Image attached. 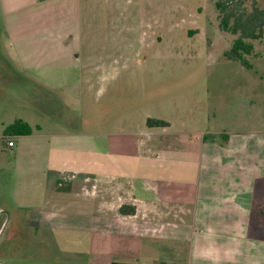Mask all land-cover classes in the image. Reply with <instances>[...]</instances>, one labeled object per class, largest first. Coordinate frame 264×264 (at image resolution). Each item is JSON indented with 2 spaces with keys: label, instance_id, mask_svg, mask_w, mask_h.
<instances>
[{
  "label": "rangeland",
  "instance_id": "1",
  "mask_svg": "<svg viewBox=\"0 0 264 264\" xmlns=\"http://www.w3.org/2000/svg\"><path fill=\"white\" fill-rule=\"evenodd\" d=\"M216 1L52 0L46 6L58 8L48 16L53 30L47 49L57 60L31 73L15 65L0 0V264H75L70 261L82 258L73 245L67 250L61 233L34 232L25 216H14L16 174L27 160L8 147L16 138L3 137L15 120L41 133L92 134L140 133L154 118L171 123L172 132H237L264 141V29L246 56L249 69L224 58L235 36L219 28ZM231 1L240 10L254 2L264 10V0ZM30 14L18 12L6 22L29 32L34 21L42 23V15ZM73 19L79 25H60ZM36 28L32 34L42 31ZM69 32L76 37L59 40ZM41 45L24 46V52L44 51ZM254 190L264 192V175ZM254 207L264 208L263 196ZM252 217L264 230V217Z\"/></svg>",
  "mask_w": 264,
  "mask_h": 264
},
{
  "label": "crops",
  "instance_id": "2",
  "mask_svg": "<svg viewBox=\"0 0 264 264\" xmlns=\"http://www.w3.org/2000/svg\"><path fill=\"white\" fill-rule=\"evenodd\" d=\"M47 3L52 0H1L21 72H39L57 60L47 39L48 16L58 7L49 10ZM18 12L42 15V23L34 21L29 32L9 25L6 19ZM75 20L60 25H79ZM35 28L42 31L32 34ZM38 43L44 51L24 52ZM158 120L169 125L140 133L33 129L14 137L9 148L27 159L16 174L14 216L34 232L61 233L82 257L70 261L75 264H264V230L252 222V213L264 217V208L254 207L264 197L254 190L264 175V141L237 132H172L171 123ZM121 206L135 214L121 215Z\"/></svg>",
  "mask_w": 264,
  "mask_h": 264
},
{
  "label": "trees",
  "instance_id": "3",
  "mask_svg": "<svg viewBox=\"0 0 264 264\" xmlns=\"http://www.w3.org/2000/svg\"><path fill=\"white\" fill-rule=\"evenodd\" d=\"M215 8L218 12L219 28L223 32L235 36L229 49L223 52V57L249 69L250 65L246 60V56H250L253 52L252 41L259 40L263 36L264 10L257 7L255 2L252 3L250 10H240L238 6L232 4L231 0H217ZM168 125L163 120L154 118H147L146 120V127L148 128H164ZM32 132L33 129L29 124L18 119L4 128L3 137L27 136ZM8 142L13 144L12 140ZM119 213L121 215H134L135 209L121 206ZM262 215H264V211Z\"/></svg>",
  "mask_w": 264,
  "mask_h": 264
},
{
  "label": "flooded vegetation",
  "instance_id": "4",
  "mask_svg": "<svg viewBox=\"0 0 264 264\" xmlns=\"http://www.w3.org/2000/svg\"><path fill=\"white\" fill-rule=\"evenodd\" d=\"M2 213H3V212H2ZM2 213H0V214H2ZM3 214H4V213H3ZM3 226H4V228H5V222H4ZM4 228H3V229H4ZM3 231H4V230H2V231L0 232V236H1V233H3Z\"/></svg>",
  "mask_w": 264,
  "mask_h": 264
},
{
  "label": "built area",
  "instance_id": "5",
  "mask_svg": "<svg viewBox=\"0 0 264 264\" xmlns=\"http://www.w3.org/2000/svg\"><path fill=\"white\" fill-rule=\"evenodd\" d=\"M7 145H8V147L13 146V144L11 142H8Z\"/></svg>",
  "mask_w": 264,
  "mask_h": 264
}]
</instances>
